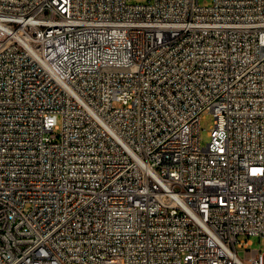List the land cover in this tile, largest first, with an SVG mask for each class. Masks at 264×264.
<instances>
[{"label": "built area", "instance_id": "1", "mask_svg": "<svg viewBox=\"0 0 264 264\" xmlns=\"http://www.w3.org/2000/svg\"><path fill=\"white\" fill-rule=\"evenodd\" d=\"M241 236L264 0H0V264H264Z\"/></svg>", "mask_w": 264, "mask_h": 264}, {"label": "rangeland", "instance_id": "2", "mask_svg": "<svg viewBox=\"0 0 264 264\" xmlns=\"http://www.w3.org/2000/svg\"><path fill=\"white\" fill-rule=\"evenodd\" d=\"M130 3H138V2H147V0H129ZM200 4L210 5L212 0H199ZM214 116L210 112H204L202 118L200 120V139L203 145H205L209 141L208 131L210 130L211 126L214 124ZM240 239H249L251 244L249 245V249L257 250L260 249L264 251V236H251L249 238L245 236H241Z\"/></svg>", "mask_w": 264, "mask_h": 264}]
</instances>
